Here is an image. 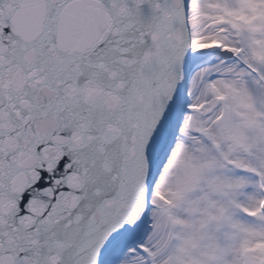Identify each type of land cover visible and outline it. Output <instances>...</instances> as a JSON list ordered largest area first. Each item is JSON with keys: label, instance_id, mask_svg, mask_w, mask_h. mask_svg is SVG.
<instances>
[{"label": "snow or ice", "instance_id": "snow-or-ice-1", "mask_svg": "<svg viewBox=\"0 0 264 264\" xmlns=\"http://www.w3.org/2000/svg\"><path fill=\"white\" fill-rule=\"evenodd\" d=\"M0 264H264V0H0Z\"/></svg>", "mask_w": 264, "mask_h": 264}]
</instances>
